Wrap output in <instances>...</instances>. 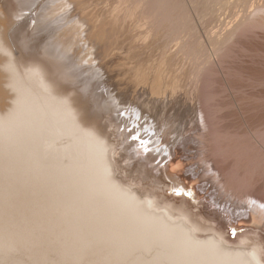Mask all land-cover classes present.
Wrapping results in <instances>:
<instances>
[{
	"label": "rangeland",
	"instance_id": "obj_1",
	"mask_svg": "<svg viewBox=\"0 0 264 264\" xmlns=\"http://www.w3.org/2000/svg\"><path fill=\"white\" fill-rule=\"evenodd\" d=\"M6 1L0 0L1 4H6ZM38 1L42 4L45 3L44 5L50 9L48 11H52L48 12L51 19L57 18L61 14V17H58L60 19L58 24L62 25H54L51 28L33 32L31 27H33L34 21H30L28 27L30 29L26 28L22 36L15 33L9 35L2 31L0 33L2 42L9 50L13 51L12 53L17 58L14 54L12 55L20 65L34 59V61L47 59L45 54L41 53L42 47H44L43 40L49 41L48 39H51L52 35L54 36V38L52 37L53 42L58 40L64 45L71 44L72 49L69 50V56L74 55L73 59L78 58L75 59L78 62L76 69L78 80L76 78V81L72 82L67 79L63 80L64 78L60 75L53 76L58 79L55 81L60 82V88H58L60 91H56V93L61 92L59 95L67 97L65 99L69 98L71 102L68 101L71 105L78 106L82 110L86 109L89 96L80 88L86 78H91L92 85H96L93 87L94 93H96L93 99L98 98L100 101L102 99L104 101L105 98L106 102L109 101L110 110L104 108L103 112H98L97 108H94L89 112L99 126L105 127L107 141L111 142L112 147L115 145L112 159L116 163L114 173L116 180L119 179L122 184L130 187L137 197L140 195L138 197L140 199L143 197L145 199L146 197L152 198L151 200L157 198V202L155 199L153 200L155 205L163 206L161 210V207L157 206L160 210L158 212L164 210V204L175 209L173 212L175 216L177 215L175 213H178L176 210H181L188 217L189 224L198 225L197 227L200 228V231L195 232L198 240L210 239L214 235L216 238L221 235L223 244L227 247L231 245L229 248L235 250L241 247L240 241L248 237L247 245H252L253 241L259 242L264 260V0H228L227 2L224 0H80V3L75 0L78 1L77 4L76 2H74L75 4L71 3L70 0H64V2L60 0H48L47 2L44 0V2L42 0L44 3L41 0ZM257 9L262 11L259 13ZM72 12L73 15H71ZM245 18L250 20L237 31L236 37L227 39L226 42L223 40L222 43L216 41L217 45L209 38V34L212 32L227 29V27L244 21ZM64 20L69 22L67 26ZM89 30L91 35H87L90 34L87 33ZM58 32L59 34H57ZM12 34L18 36L17 40L14 36L12 37ZM32 35L36 37L37 41H32L35 40ZM23 37H28L27 40H31L29 42L32 48L27 49L28 51L22 48L21 38ZM88 40L90 43H87ZM89 45L91 46L89 47ZM2 53L0 52V96H2L0 98V113L5 114L12 108L11 103L13 104L15 93L10 91L11 88L7 86L9 74L6 75L7 70L4 68L6 59L10 55L7 52ZM63 60L61 61L64 62L65 60ZM86 64L88 65L86 66ZM80 66L82 67L80 68ZM99 66H101L100 69ZM91 67L93 68L91 69ZM98 71L101 72L98 73ZM104 80L105 82H103ZM97 83H102V85L99 86ZM62 93L64 94L62 95ZM122 97L127 101V104ZM115 99L116 101L120 99V103L118 101L116 103ZM72 100L77 105H74ZM128 106L130 107L127 108ZM126 111L128 112L126 113ZM134 114H137L138 118ZM122 119H125L126 122H122ZM140 119H143L142 124L154 122L156 126L167 122L166 136L161 134V138L164 143L169 142L173 145L174 150L178 152L177 158L179 159L177 161L181 162L178 177L183 179L182 182L185 185H189L188 190L193 187V197L190 195L189 199L186 197L189 200L188 203L181 201L184 199V195L175 196L171 193L172 190L166 187V184L171 182L165 173L169 159H166L162 165H160L161 158L151 165H147L138 155L131 159L134 153L133 149L128 148L125 141L127 136L124 137L121 134L125 129L129 134L133 125L137 124L135 120L139 121ZM204 119H207L209 125ZM80 120H82L81 116ZM190 120L192 121L190 122ZM143 131H146V124H143ZM131 139L133 138L131 137L129 141ZM199 144L200 147H198ZM157 154L158 152L155 153V155ZM191 154L195 157L192 158ZM158 164L163 173L158 172V169L155 168ZM15 166L17 167L16 164ZM10 167L14 168L10 164H8V168L5 166L6 170ZM7 171L0 174V182L21 187L22 192L19 189L15 190L16 188L11 185L10 196L18 194L23 197L22 201H24V198L27 197L28 186L19 183L24 176L17 174L16 179L19 180L13 181L15 174ZM188 179L190 180L188 181ZM156 180L160 182L157 183ZM9 181L13 183H9ZM10 190L8 188L7 195L3 193L4 199L6 198L4 195L7 196L6 200L10 198V196L8 198ZM13 196L12 200H21V197L17 196L19 198L14 199ZM177 197L181 199L175 200ZM3 203L1 205H4ZM17 203H11L10 207L16 210L19 208V204L15 208L12 205ZM224 206L226 210L232 211L234 216L224 211ZM10 207L8 208L10 209ZM75 207V201H36L33 210L22 214L23 217L19 219L16 238L7 239L0 236V242L3 244L0 245V264H78L76 261L78 232ZM251 208L255 210L253 211ZM16 212L18 211L16 210ZM253 216L258 218L256 225L252 223ZM176 217L178 218V215ZM261 220L263 223H259ZM35 229H38L41 235H33L31 232ZM212 230L213 232H211ZM231 230L236 232L234 239L230 238ZM7 231L9 229L4 224L3 233H1L0 225L1 235L5 236ZM45 231L48 233L46 237H44ZM239 236L241 237L239 238Z\"/></svg>",
	"mask_w": 264,
	"mask_h": 264
},
{
	"label": "bare ground",
	"instance_id": "obj_2",
	"mask_svg": "<svg viewBox=\"0 0 264 264\" xmlns=\"http://www.w3.org/2000/svg\"><path fill=\"white\" fill-rule=\"evenodd\" d=\"M43 1L41 0V2ZM47 1L48 0H46V2ZM60 1L64 2V0H60ZM78 1L77 2L80 3V0ZM224 1L227 2L228 0H224ZM51 2H54V1H51ZM70 2L74 3L76 1L70 0ZM44 4L39 3L38 0H7L6 4L5 3L1 4L0 2V33L3 31L9 35H11V33H15L16 35L22 36V34L25 33L26 28L30 29L28 28L31 23L30 21H34L33 27H31L33 28L32 30L33 32H36V30H41V29H48L54 25L56 26L60 25L58 24L60 22V19L58 17L59 16L61 17V14L57 16V18L51 19L48 12H52V11H48L50 10L49 7H47ZM67 6H68V3H67ZM27 11L29 13H25ZM67 11L69 12V10ZM260 11L262 10L257 9V12L260 13ZM71 15H73V12ZM62 17L64 18V15H62ZM70 19H72V17H70ZM73 20L75 19L73 18ZM248 20L250 19L245 18L244 21H240L239 23H236L235 25H232L231 23L232 25L231 27L229 28L227 27V29H222L220 31L212 32L211 34H209V38H211V41H215L214 44H216L218 41L222 43L223 40H224L223 42H226L227 39L236 37L237 35L235 36V34L238 33L237 31L240 28L242 29V26L246 24ZM67 23L69 22H66V26H67ZM83 24L85 25V23ZM81 27L83 26L81 25ZM42 33L43 32L41 31V34ZM87 33H90V30ZM87 33L85 32V34ZM57 34H59V32ZM87 35H91V33ZM13 36L14 34H12V37ZM14 37L17 40L18 36L17 37L14 36ZM52 37L54 38L53 35ZM52 37L51 39H48L49 41H46V42H45L46 39L44 38L45 40H43L42 38V40L44 41V42L42 41L44 43V47H42L41 53L45 54L47 59L44 58L42 59V61L41 59L34 61L35 60L34 59L29 62L23 63L22 65L16 62L17 61L15 60L16 55L12 53L13 51L9 50L4 45V43L2 42L3 40L0 37V52H3L2 54H4V52H7V54L10 55L9 57L7 56L8 59L5 58L7 62L6 64H4V68L7 70L6 75L9 74V77H8L9 82L7 81L8 79H6V81L8 82L7 86L11 88L10 91H13L15 93L14 95L15 98L12 101L13 104L11 103L12 108L10 109V111L7 113L5 112V114L0 113V167H1L0 174L3 171L6 172L7 170H9L10 172L15 174L13 175V179H12L13 181L19 180V179H16L17 178L16 175L21 174L24 177L22 181L19 183L21 185L28 186L27 197L24 198L25 200L22 201L23 197L17 194V196L21 197V200L19 199L20 201H16V200L14 201L12 200L13 194L10 196V192H11L10 186L12 185L13 188H16L15 190L19 189L20 191H21V187H14L13 184H5V183L2 184L0 182V184H2L0 185L1 233H3L4 224L9 229V231H7L5 236L1 234L0 236L5 237L7 239L16 238L19 219L23 217L22 214H26L30 212L31 210H33V206H35L36 201H75V206H76L75 209L77 212V232H78L76 261L78 264H264V260L262 259L263 250H262V247H260L259 242L255 243L256 241L255 242L253 241L252 245H247L246 241L247 240L249 241V239L248 237L246 238L244 236L245 238H243L240 241L241 247L239 249L232 250L233 248H229L231 247V245L227 247L223 244L224 241L221 238V235L220 237L216 236V238L214 235L213 238H210V239H206V240L199 239L198 240L197 239L198 237L196 238L195 232L198 230L200 231V228L197 227L198 225L194 226L191 223L189 224V220L187 219L188 217L185 216L184 215L185 213H183L181 210H176L178 211V213H175V214L178 215V218L176 217L177 215L175 216L173 214V212H175V209L172 206H166L164 204L165 206L164 210L162 212H158L161 209H163V206L161 207L157 205L158 207H161L160 210H158L159 208L153 202L154 199H155V202H157L156 201L157 198H154L153 200H151L152 198L150 199L146 197L145 199L143 197L145 200L143 198L140 199L138 198L140 195H138L137 197L131 191L130 187L125 186L126 184L125 185L122 184L119 179L116 180L114 176L116 163L113 161L114 159H112L113 158L112 155L114 154L113 147L115 145L112 147V145L110 144L111 142L107 141L108 136H107L105 127L99 126V124L95 122V120H93V117L91 116V113L89 112V111H92V109L94 108H97L98 112L99 111L103 112L104 108H107L110 110L111 107H110V104H108L109 101L106 102L105 98H104V101H102L103 99L100 101V99H98L97 97H96L97 99H93L94 94L96 95V93H94L93 87H95L96 85L95 86L92 85L93 81L91 80V78L89 79L86 78L87 80L86 79L84 80L85 83L83 82L80 88L83 90L84 93L88 94L89 96V97L87 96L89 98V101H88V107H86V109L82 110V108L80 109L78 106L71 105L68 101L70 100L69 98L65 99L67 97L59 95L61 94V92L58 94L56 93V91L58 92L60 91L58 90V88H60V82L55 81L58 79L53 78V76L60 75L64 78L63 80L67 79V80H71L72 82H75L78 76L77 75L78 72L76 71L77 66H78V62L76 60L78 58L77 59L75 58L76 59L75 60L73 59L74 55L72 57L69 56V50L72 49L71 44L64 45L58 40L57 41L55 40L53 42ZM35 38L36 37H34V39ZM9 39L8 41L10 42ZM27 39L28 37L21 38V43H22L21 45H22L23 50L32 48L29 42L31 40H27ZM32 41H37V40L35 39ZM89 41L90 40H88L87 43H90ZM211 41L209 40V42ZM80 42H83V41H80ZM80 42L78 43L80 44ZM91 45H89V47ZM77 46L80 47L79 45ZM12 54H14L15 57ZM96 57H98V55H96ZM62 59H64L65 61L63 60L64 62H62L61 61ZM94 59L96 60L95 57ZM87 65L88 64H86V66ZM98 65H101V64H98ZM101 66H99V69ZM81 67L82 66H80V68ZM93 67H91V69ZM93 70L96 71L95 69ZM2 71H3V67H2ZM99 72L101 71H98V73ZM49 78L51 79V81ZM103 82H105V80ZM102 83H97V85L99 84L100 86V84L102 85ZM64 93H62V95ZM111 93H114V92H111ZM1 97L2 96H0V98ZM126 98H129V97H126ZM119 100L117 101L120 103ZM117 101L115 99L116 103ZM167 101L169 102V100ZM124 102H126L127 104V101H125V99H124ZM121 103L124 104L123 102ZM73 104L77 105L75 104V102ZM122 104L121 106H123ZM126 104L124 105L126 106ZM134 105H135V102H134ZM140 106L139 108H141ZM129 107L130 106H128L127 108ZM174 110H175V106H174ZM165 111L167 112V110ZM127 112L128 111H126V113ZM188 113H189V110H188ZM80 116L82 117V120H80ZM134 116L138 118L137 114H134ZM157 116H155V118H157ZM108 120L110 121V119ZM142 120L143 119H140L139 121L135 120V123L137 122V124L133 125V127L129 131V134H127L126 129L121 134L124 137L125 135L127 136L125 141L128 144V148L131 150L133 149L134 153L132 157L135 155L140 156L143 159V161L147 163V165L154 164V162L158 158H161L160 165H162V163H164L166 159H169L168 168L165 167L167 164L164 167L167 169L165 173L166 175H168V178L171 180V182L169 184H166L167 186L166 185L165 186L168 187L170 190H172L171 193H173L175 196L177 195L181 196L180 193H184V194L186 193L192 196L193 187L191 189L189 188L190 190H188L189 185H185L184 182H182L183 179L181 180L180 177H178L179 169L181 167V162L177 161L179 159L177 158L178 152L174 150L173 145H171L169 142L164 143L161 138V134H164V136H166L165 132L167 129V122L162 121L163 123L159 124L160 126H156L154 122L153 123H148V122L143 123V124H146V131L144 132L143 124L141 123ZM186 120L187 119H185V121ZM204 120H206V123H207V119H204ZM191 121L192 120H190V122ZM122 122H126V120L122 119ZM207 125L209 124L207 123ZM133 133L136 136L141 137L143 143H140L134 139H131L129 141ZM197 137H199V135ZM192 138H195V137H192ZM199 141H201V139H199ZM200 146L201 145L199 144L198 147ZM125 148H127V146ZM200 149H203V148H200ZM156 152H158L157 155H155ZM180 154H183V153H180ZM132 157L131 159H134V157L133 158ZM191 157L193 158L195 156L191 154ZM199 157L200 155L198 156V158ZM3 158L4 160H2ZM138 159L140 160V158ZM197 161L199 162V160ZM8 164L13 165L14 168L10 167L11 170L10 169L6 170V168H8ZM15 164L17 165V167L15 166ZM201 164L203 163L201 162ZM2 167L4 168L2 169ZM155 168L158 169L157 170L158 172L163 173V170L162 168L159 167V164L156 165ZM154 178L156 179V177ZM9 179H10V176H9ZM189 180L190 179H188V181ZM158 182L160 181H157V183ZM9 183H13V182L9 181ZM206 184H210V183H206ZM209 186L211 187L212 185H209ZM8 188L10 190L8 194V198L9 196L10 198L6 200L7 199L6 192ZM213 189H215L214 186H213ZM3 193L4 194L6 193V195H4L6 197L5 199L3 198ZM15 195L13 196L14 199H18L19 197ZM256 195H257V192H256ZM183 198L184 199L177 197L176 199L175 198L174 199L175 200L181 199V201L188 203L189 200L186 199L185 195ZM3 202H6L5 203L6 205ZM15 202L16 203L18 202V203L16 205L13 204L12 206H14L13 208H15V206L17 207L19 204L18 206L19 208L16 209L18 212H16V210H13L12 207H10L11 203H15ZM1 203H3L4 205H1ZM8 203H9V206H8ZM7 206L10 207V209ZM223 209L224 211L229 212L230 215L234 216V213L232 211H228L229 209L226 210L225 206L223 207ZM251 209L253 211L255 210L254 208H251ZM249 214L250 213H248V215ZM249 216H251V214ZM254 218L255 216L251 218L252 223L256 225L258 218H255V219ZM260 222H262V220L259 221V223ZM211 232H213V230ZM31 233L35 236L41 235V232L38 229H35ZM47 235L48 233L45 231L44 237H46ZM240 237L241 236H239V238ZM11 241L13 240L11 239ZM229 242H231V240H229ZM0 245H3L2 242H0ZM235 247L238 248V246H235Z\"/></svg>",
	"mask_w": 264,
	"mask_h": 264
},
{
	"label": "built area",
	"instance_id": "obj_3",
	"mask_svg": "<svg viewBox=\"0 0 264 264\" xmlns=\"http://www.w3.org/2000/svg\"><path fill=\"white\" fill-rule=\"evenodd\" d=\"M185 194H186V193H185ZM177 196H178V195H177ZM186 196H187V197H190L188 194H186ZM229 235H230V238L234 239L235 236H236V232L233 231V230H231V231L229 232Z\"/></svg>",
	"mask_w": 264,
	"mask_h": 264
},
{
	"label": "snow or ice",
	"instance_id": "obj_4",
	"mask_svg": "<svg viewBox=\"0 0 264 264\" xmlns=\"http://www.w3.org/2000/svg\"><path fill=\"white\" fill-rule=\"evenodd\" d=\"M132 138L140 143H143L142 138L139 136H136L134 133L132 134ZM179 194V193H178Z\"/></svg>",
	"mask_w": 264,
	"mask_h": 264
}]
</instances>
